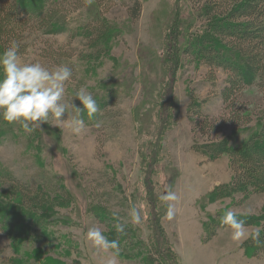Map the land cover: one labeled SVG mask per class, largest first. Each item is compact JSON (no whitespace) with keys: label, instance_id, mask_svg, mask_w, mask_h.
Returning a JSON list of instances; mask_svg holds the SVG:
<instances>
[{"label":"rangeland","instance_id":"obj_1","mask_svg":"<svg viewBox=\"0 0 264 264\" xmlns=\"http://www.w3.org/2000/svg\"><path fill=\"white\" fill-rule=\"evenodd\" d=\"M207 1L139 0L131 22L132 0H91L67 12L63 33L27 38L21 64L68 67L65 102L81 106L72 98L83 87L100 110L82 114L79 135L67 126L71 108L64 124L50 120L31 134L0 122V203L29 217L17 243L0 224V264H98L100 254L85 241L92 227L119 240L120 264H264V194L234 191L229 155L211 160L194 148L212 140L237 147L264 124V92L250 86L237 96L240 126L203 134L193 128L194 104L218 126L229 117L221 99L228 75L183 53L189 35H202L196 11ZM97 21L110 31L90 45L82 29ZM51 51L60 56L52 59ZM12 179L34 193L24 199ZM168 188L178 197L171 221L160 200ZM133 206L139 224L131 221ZM228 210L256 220L247 229H261L259 242L231 240L221 224Z\"/></svg>","mask_w":264,"mask_h":264},{"label":"trees","instance_id":"obj_2","mask_svg":"<svg viewBox=\"0 0 264 264\" xmlns=\"http://www.w3.org/2000/svg\"><path fill=\"white\" fill-rule=\"evenodd\" d=\"M90 1L0 0V50L4 52L12 41H16L19 44L18 54H26L29 47L27 38L38 31L44 35L63 33L66 31L67 12ZM92 1L98 3L100 0ZM132 1L133 4L127 9L131 22L136 21L141 12L139 0ZM196 13L204 19L201 26L204 29L202 35H189L187 40H184L183 53L212 71L222 70L228 75V81L221 91L222 102L225 109L229 110L225 123L218 126L216 121H211L203 115L200 104L192 105L197 108L194 112V130L202 134L205 131L215 133L220 132L227 124L233 127L241 125V116L235 107L241 91L256 86L264 92V0H208ZM96 23V26L89 25L82 29V34L90 40V45H95L110 31V27L104 22ZM52 54V59L55 60L60 56L57 52ZM194 148L211 160L223 154L229 155L233 175L231 187L234 191L245 195L264 194V124L255 136L237 147L228 146L224 140H212L206 144H196ZM7 180H10L9 174ZM12 181L24 199L34 193L30 191L29 185L15 179ZM0 217L4 232L7 235L10 233L17 243L18 228L29 217L17 208L4 209L2 203ZM237 217L244 221L247 227L256 222L251 217ZM49 220L53 221L54 217H49ZM259 221L264 229V216L260 217ZM261 245H264V230Z\"/></svg>","mask_w":264,"mask_h":264},{"label":"clouds","instance_id":"obj_3","mask_svg":"<svg viewBox=\"0 0 264 264\" xmlns=\"http://www.w3.org/2000/svg\"><path fill=\"white\" fill-rule=\"evenodd\" d=\"M19 44L12 41L9 47L0 53V122L7 124L19 123L23 131L31 134L50 120L57 125L64 124L63 118L71 108L74 112L67 126L73 135H79L86 127L82 114L92 118L100 109L93 94L81 87L75 92V98L81 106L65 102V85L72 77L71 70L66 66H55L52 70L40 63L21 64L18 58ZM97 127L99 124L96 125ZM177 194L168 188L160 196L166 206L165 220L171 221L175 216L174 203ZM131 221L141 222V214L133 206L130 209ZM221 224L230 232L232 241L242 243L251 238L259 242L261 229L250 233L244 221L228 210L221 217ZM118 234L125 232V226L117 223L114 226ZM85 241L100 254L98 264H120V243L118 239L109 240L100 227L90 228Z\"/></svg>","mask_w":264,"mask_h":264}]
</instances>
